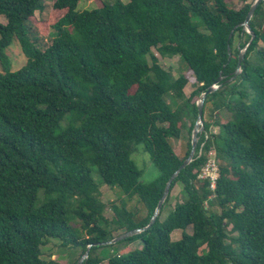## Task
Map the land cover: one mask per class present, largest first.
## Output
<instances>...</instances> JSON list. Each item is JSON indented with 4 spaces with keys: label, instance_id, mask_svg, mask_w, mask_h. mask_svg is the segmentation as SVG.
<instances>
[{
    "label": "trees",
    "instance_id": "obj_1",
    "mask_svg": "<svg viewBox=\"0 0 264 264\" xmlns=\"http://www.w3.org/2000/svg\"><path fill=\"white\" fill-rule=\"evenodd\" d=\"M78 1L55 0L36 30L41 0H0V264H62L42 259L51 239L80 251L69 264L88 245L81 264H264V0L249 19L250 43L242 23L254 0H115L80 12ZM14 41L26 61L12 72L5 50ZM154 51L177 57L176 76ZM212 85L192 160L155 221L96 245L148 225ZM183 132L179 157L171 140ZM139 146L156 170L149 182L131 159ZM209 151L213 190L197 178ZM92 173L144 214L103 203Z\"/></svg>",
    "mask_w": 264,
    "mask_h": 264
},
{
    "label": "rangeland",
    "instance_id": "obj_2",
    "mask_svg": "<svg viewBox=\"0 0 264 264\" xmlns=\"http://www.w3.org/2000/svg\"><path fill=\"white\" fill-rule=\"evenodd\" d=\"M43 3V10L41 12H36L34 14V22L33 25L35 29L40 28L41 22H47L48 18L51 14L52 5L55 0H41ZM115 0H79L78 4L76 6V10L78 12L82 10H89V9H95L101 4H111ZM123 3L128 2V0H120ZM0 23H5V20L2 16H0ZM42 35L41 33H39ZM44 43L48 45L50 43V38L45 37ZM5 53L7 54L10 63H11V71H17L25 64V57L22 54L17 42H12L11 45L5 50ZM154 54L157 56L160 66L168 70L170 69L174 76L177 75L176 68H177V57H171V58H165L162 59L157 55L154 51ZM2 72V69L0 67V73ZM193 88L190 84H187L184 88V93L188 96ZM198 100V99H197ZM196 100V102H197ZM211 131L215 133L217 131V128L212 127ZM187 141V133L183 132L181 137L177 140L173 139L171 140V145L173 147L174 152L179 156L182 157L185 152V144ZM131 159L135 162V164L142 170L141 175V181L142 182H149L156 176V170L152 166V164L149 162L147 156L143 153L142 147H138L137 150L131 155ZM92 178L94 179L95 183L98 186V190L100 192V200L105 203L109 204L114 203L115 205H119V202L122 200L124 201L126 208L129 211H135L140 210L141 212L139 215H143L144 211L141 210V206L138 203L136 198L132 199H126L120 192V190L115 186H107L103 184L99 178V176L96 173H92ZM181 187L178 185L176 186L173 191L171 192L170 199L168 201V205L163 209L161 214H159L160 220L164 219L165 216L169 213V211L173 208L174 203L179 200L180 198V191ZM104 218L110 221L113 217V213L110 210H106L104 212ZM71 226H76L75 223L71 220L70 221ZM78 228V226H76ZM190 231L189 229L187 230ZM180 237V233L178 231H174L171 234V239L176 240ZM139 247L138 243H133L128 246L129 249L137 248ZM42 252V259L44 260H54V261H60L62 264H69L71 261H74L75 259L79 258L80 251L79 250H68L60 247V242L54 239L49 240L44 246L41 247Z\"/></svg>",
    "mask_w": 264,
    "mask_h": 264
},
{
    "label": "water",
    "instance_id": "obj_3",
    "mask_svg": "<svg viewBox=\"0 0 264 264\" xmlns=\"http://www.w3.org/2000/svg\"><path fill=\"white\" fill-rule=\"evenodd\" d=\"M263 0H254L252 2V4L250 5L249 7V11H248V14L246 16V19L245 21L242 23V27H243V30L248 33L250 35V41L249 43L253 40L254 38V34L253 32L250 30V27H249V19L251 18L256 6L262 2ZM248 43V44H249ZM247 44V45H248ZM246 51V47H244L242 50H240L239 52V55H238V61H237V68L235 70V75H237L239 72H240V62L243 58V54L244 52ZM221 80V77L218 78V81ZM218 88V85H212L210 87H208V89L202 93L199 97V99L197 100L196 102V107H197V120L193 126V129H192V132H191V140H190V151H189V154L188 156L184 159V161L182 162V164L180 165V167L178 169H176L174 171V173L170 176V178L168 179V181L166 182V185L164 187V190H163V194H162V197L160 198V200L158 201L157 203V206L150 218V221L148 223L147 226L143 227V228H138V229H133V230H130V231H127L125 233H122L120 235H118L117 237L111 239L110 241H107V242H103V243H97L96 245H112V244H115L121 240H124L128 237H131L137 233H139L140 231H143L145 229H147L156 219V217L158 216V213H159V210L166 198V196L168 195V192H169V189H170V186H171V183L172 181L174 180V178L177 176V174L179 173V171L184 168L186 165H188L191 160H192V157H193V154H194V150H195V146H196V142L198 140V134H200L203 130V116H202V113H203V103H204V100L206 98L207 95H209L210 93L214 92L216 89ZM91 245H88L87 246V250L85 251L84 255L78 260V264H81L83 262V260L87 257L88 255V249L90 248Z\"/></svg>",
    "mask_w": 264,
    "mask_h": 264
},
{
    "label": "built area",
    "instance_id": "obj_4",
    "mask_svg": "<svg viewBox=\"0 0 264 264\" xmlns=\"http://www.w3.org/2000/svg\"><path fill=\"white\" fill-rule=\"evenodd\" d=\"M205 157L206 160L204 164L200 167L197 178L199 180L207 179L209 182V189L213 190L215 187V180L218 174V167L214 157V152L209 151Z\"/></svg>",
    "mask_w": 264,
    "mask_h": 264
}]
</instances>
